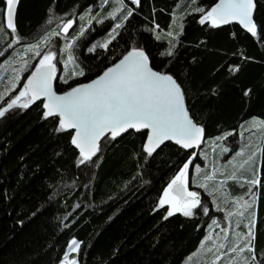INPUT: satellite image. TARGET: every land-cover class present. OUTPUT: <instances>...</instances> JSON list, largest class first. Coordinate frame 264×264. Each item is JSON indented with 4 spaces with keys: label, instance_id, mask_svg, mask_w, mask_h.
<instances>
[{
    "label": "trees",
    "instance_id": "obj_1",
    "mask_svg": "<svg viewBox=\"0 0 264 264\" xmlns=\"http://www.w3.org/2000/svg\"><path fill=\"white\" fill-rule=\"evenodd\" d=\"M216 1L140 0L137 7L124 0L125 7L106 18L115 12L117 0L107 4L101 0H18L15 25L20 40L11 48L10 31L0 23V93L15 83L13 70L24 60L29 70L19 72L17 90L34 70L32 57L37 48L27 52L26 47L38 45L45 35L58 30L61 21L74 19L64 40H76L73 53L78 67L57 64L56 91L89 81L129 49L140 47L155 70L173 75L181 85L189 113L204 127L205 138L197 151L167 142L149 157L142 146L146 133L130 131L114 141L104 139L93 162L78 166V149L70 143L73 131L56 132L58 117L42 119L41 101L29 109L14 108L0 118V264H60L72 238L81 243L76 254L79 264H211L216 252L209 251L214 245L208 236L217 244L225 243L221 229L228 228L232 235L228 241L234 245L238 234L248 232L245 216L237 225L230 214L236 196L245 203L249 188L240 177L228 179L239 176L232 172L229 160L245 134L252 141L258 138L262 160L258 203L251 220L254 252L246 250L243 256L255 255L257 264L264 262V0H255V36L234 23L201 25L202 13L195 8L210 10ZM3 5L0 0L2 11ZM129 9L133 15L125 22L122 17ZM81 15L85 20L79 19ZM92 16L103 22L87 25ZM50 17H55L51 24L47 23ZM118 22L124 27L108 49L89 53L87 48L104 42L106 29ZM155 25L159 28L153 31ZM82 26L88 31L79 37ZM168 32L179 35L173 39ZM55 38L58 42L61 37ZM171 44L176 45L173 55H162ZM65 59L61 56L60 60ZM237 65L239 71L232 73L230 66ZM80 69L84 76L69 75ZM6 101L7 97L0 106ZM254 121L260 123L259 133L248 129ZM193 153L197 155L189 168L188 186L200 194L210 213L205 216L194 210L191 218L176 213L165 220L168 207L154 209ZM196 165L202 168L199 184L207 182L206 188L191 182ZM213 174L212 180L206 179ZM241 210L245 212L244 205ZM213 219L219 227L212 224ZM246 242L240 241V246ZM217 264H227V260Z\"/></svg>",
    "mask_w": 264,
    "mask_h": 264
},
{
    "label": "snow or ice",
    "instance_id": "obj_2",
    "mask_svg": "<svg viewBox=\"0 0 264 264\" xmlns=\"http://www.w3.org/2000/svg\"><path fill=\"white\" fill-rule=\"evenodd\" d=\"M108 2L109 0H101L102 4ZM117 2L120 7L116 8L115 12H109L106 18L115 17L116 12H120L125 7L124 0H117ZM130 2L137 7L140 6V0H130ZM17 4L18 0H6V23L4 22L5 14L0 10V23L11 34L9 48L20 40L15 25ZM254 8V0H220L210 10L206 11L202 7H197L195 11L202 13L198 21L201 25L211 22L212 27H218L228 24L230 20H238L249 33L255 36L257 35V26L253 19ZM132 15L133 11L129 9L127 14L123 15L122 20L126 22ZM54 19L55 17H50L47 23H53ZM79 19L83 21L85 17L81 15ZM94 20L96 23L103 22L97 16H92L87 19V25H92ZM75 23L76 20L74 19H67L66 22L61 21L57 25L58 30L54 29L50 35L42 40L39 46L29 45L26 47L27 52H32L33 48H37L32 59L38 60V63L34 65L31 75L23 82V87L18 90L17 85L21 82L19 72L28 71L29 62L24 60L18 70H13L15 83H11L4 93H0V101H5L7 97L4 106H0V118L5 117L14 108L29 109L30 106L43 99L42 119L58 117V127L55 129L58 133L75 130L74 134L71 135L70 143L78 149V166L93 162V158L100 152L102 138L114 141L129 130H149L147 139L143 144V151L149 157L165 141H174L183 149H191L201 143L205 129L194 122L191 117L185 104V93L181 85L173 75L154 71L149 66L148 55L140 47H132L118 63L103 71L97 79L71 88L62 95H57L53 91L52 82L58 78L57 64L61 62L60 55L66 54V59L63 61L65 67L68 65L78 67L73 53L76 40L68 41L58 51L50 47L51 41L52 37L67 36ZM123 27L124 23H115L108 33L109 39L104 43L88 47L87 51L92 53L97 48L108 49L119 34L118 30ZM157 28L159 25H155L153 31ZM87 31L88 28L82 26L79 37L84 36ZM178 35L179 33L175 35L173 32L167 33V36L173 39ZM156 38L160 39L159 36ZM175 47V44H171L162 55L172 56ZM229 70L232 73L238 72L239 66H230ZM69 75L76 77L84 76L85 73L83 69H80L70 71ZM64 82L67 83V79ZM13 92L16 94L11 95ZM249 94L250 90L244 93L245 96ZM261 124H264V121H261ZM224 138L226 137H217V139ZM223 151L227 152L228 149L224 148ZM196 155L193 153L192 157H189L179 168L159 198L154 211H159L168 206L166 215L163 217L165 220L176 213L191 218L196 214L194 210L202 211L205 216L210 213L209 207L202 202L200 194L197 191H190L188 186L189 168L194 163L193 157ZM196 168L199 170V165ZM213 178L214 174L206 177L207 180ZM228 179H235V175L229 176ZM225 182L222 181L221 183ZM250 183L255 185L258 181L253 179ZM198 187L206 188L208 185L201 183ZM245 206L251 207L250 204ZM240 215L243 216L244 213L241 212ZM212 224L219 227L215 219L212 220ZM246 227H248L247 234H238L236 243L234 245L229 244L227 247L226 243L217 244L212 236L206 238L212 241L214 245V249H209V251L215 250L216 252L211 264H217V262L224 260H227V264H257L255 255L250 258L243 256L246 250L250 253L254 252L252 240L254 239L253 228L255 225L250 223ZM221 232L227 241L228 230L226 228L221 229ZM219 235L220 233L216 234L217 237ZM241 240L247 242L240 246ZM67 247L69 252L76 253L80 251L81 243L72 238ZM230 255L231 258H229ZM60 264H79V262L65 254Z\"/></svg>",
    "mask_w": 264,
    "mask_h": 264
},
{
    "label": "rangeland",
    "instance_id": "obj_3",
    "mask_svg": "<svg viewBox=\"0 0 264 264\" xmlns=\"http://www.w3.org/2000/svg\"><path fill=\"white\" fill-rule=\"evenodd\" d=\"M4 3L6 4V0H4ZM118 7H120L119 4L117 5V8ZM112 28H113L112 26H109L106 29L107 31H105V33H104L106 35L103 38L104 42L107 39H109L108 33H109L110 29H112ZM48 35H50V34L45 35L40 40L38 46L41 44L42 40L44 38H46ZM97 37H99V36H97ZM65 38H66L65 36H61V38H58V42H57L56 38L52 37L50 47L53 50H57V48L59 50V48L63 47L68 41H70V40H68V41L64 40ZM104 42H102V43H104ZM61 56L66 57V54H61L60 59H61ZM60 61L62 62V65H64V63H63L64 60L63 61L60 60ZM36 63H38V60H36L35 64ZM259 124H260L259 122L254 121L253 124L250 125V128H248V129H250V130L253 129V133H255L254 130L257 133H259L261 130ZM251 134H252V131H251ZM246 135L247 134L244 135L242 145H240V147L236 150L234 155L229 160V164H231L232 172L233 173L239 172V176L237 175L235 177H240V180H242L246 184L247 188H249L247 196L245 197L246 198L245 203L239 202L240 196L239 195L236 196V205H235L234 211L232 213V217L234 218L233 222L237 225L240 223V220H242L243 216H245V218L247 219L248 224L253 223V222H251V220L252 221L254 220L253 216L255 215V211L257 208L258 194H259L258 183H259L260 166H261V160H262L261 149L260 150L258 149L259 142H257V139H258L257 137L256 138L253 137L254 141H252V140H250L249 135H247V137H246ZM196 166L193 170L191 182L194 186L198 187V185H199L198 174H199L200 170H197ZM199 169H202V168L199 166ZM188 179H189V173H188ZM253 179H256L258 181V183L255 185L251 184L250 181ZM189 190L194 191V190H191L190 188H189ZM162 195H163V193H162ZM246 204H250L251 207L250 208L246 207L245 206ZM242 205H244L245 212H244V215L241 217L240 213L242 212V210H241ZM223 207H224V204H222V207L220 208V210L224 211L225 209ZM226 229L228 230V228H226ZM208 235H210L209 232L207 233V236ZM229 235H230V232H229ZM231 236L232 235H230V237ZM228 240H229V238H227V241H225L226 244L231 243ZM241 241H242V243L244 242V240H241ZM65 254H68L70 258L76 259L77 252L71 253V252H69V249L67 247L64 255ZM62 259H63V257H62Z\"/></svg>",
    "mask_w": 264,
    "mask_h": 264
},
{
    "label": "water",
    "instance_id": "obj_4",
    "mask_svg": "<svg viewBox=\"0 0 264 264\" xmlns=\"http://www.w3.org/2000/svg\"><path fill=\"white\" fill-rule=\"evenodd\" d=\"M220 2V0H217L216 1V3L212 6V7H214L216 4H218ZM254 4H255V8L253 9V19H254V15H255V11H256V2H255V0H254ZM211 7V8H212ZM210 8V9H211ZM16 10H17V5H16V8H15V19H16ZM4 21H5V23H6V6H5V9H4ZM229 23H234V24H238L239 26H241L242 28H244V26L242 25V24H240V22L238 21V20H230V22ZM130 50V49H129ZM128 50V51H129ZM127 51V52H128ZM127 52L124 54V55H126L127 54ZM123 55V56H124ZM123 56L120 58V59H118L116 62H114L113 64H111L110 66H108L107 68H109V67H112L115 63H118L122 58H123ZM149 66L154 70V71H157V70H155L152 66H151V64H150V59H149ZM107 68H105L103 71H105ZM103 71L100 73V74H98L96 77H94V78H92V79H90L89 81H86V82H80V83H77V84H74V85H72L71 87H69V88H67V89H65V90H63V91H56L55 90V81L58 79V78H56V79H54L53 80V82H52V84H53V91H55L56 92V94L57 95H62V94H64L65 92H67V91H69L71 88H74V87H77L78 85H83V84H87V83H90L91 81H93V80H95V79H97L98 78V76H100L102 73H103ZM157 72H160V71H157ZM168 74V73H167ZM29 75H31V74H29ZM59 76V70L57 71V77ZM26 80H27V78H26ZM25 80V81H26ZM41 102H42V104H43V99H41L40 100ZM73 131V134H74V131L75 130H72ZM130 131H135V132H145L146 133V136H145V139H144V141H143V144H144V142L146 141V139H147V136H148V132H149V130H147V129H141V130H139V131H136V130H129L128 132H130ZM128 132H126V133H128ZM125 133V134H126ZM125 134H122L121 136H119V137H117L116 139H119L120 137H122L123 135H125ZM204 138H205V131H204V135H203V138H202V141H201V143L198 145V146H194L193 148H191V149H184V150H186V151H191V150H195V151H197L198 149H199V147L201 146V144L203 143V141H204ZM104 139L102 138L101 139V141H100V143L103 141ZM167 142H169V143H172V144H175V142L174 141H165L162 145H160L159 146V148L161 147V146H163L165 143H167ZM176 145V144H175ZM143 146V145H142ZM178 147H180V148H182L181 146H179V145H177ZM158 148V149H159ZM157 149V150H158ZM183 149V148H182ZM156 150V151H157ZM155 151V152H156Z\"/></svg>",
    "mask_w": 264,
    "mask_h": 264
},
{
    "label": "flooded vegetation",
    "instance_id": "obj_5",
    "mask_svg": "<svg viewBox=\"0 0 264 264\" xmlns=\"http://www.w3.org/2000/svg\"><path fill=\"white\" fill-rule=\"evenodd\" d=\"M5 5H6V4L4 3V5H3V12H4V9H5ZM57 71H58V67H57Z\"/></svg>",
    "mask_w": 264,
    "mask_h": 264
},
{
    "label": "crops",
    "instance_id": "obj_6",
    "mask_svg": "<svg viewBox=\"0 0 264 264\" xmlns=\"http://www.w3.org/2000/svg\"><path fill=\"white\" fill-rule=\"evenodd\" d=\"M205 181H207V180H205ZM205 183H207V182H205ZM228 238H230V235L228 236Z\"/></svg>",
    "mask_w": 264,
    "mask_h": 264
}]
</instances>
